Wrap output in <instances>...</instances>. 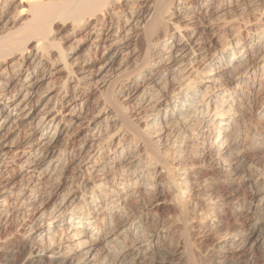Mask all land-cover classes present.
I'll list each match as a JSON object with an SVG mask.
<instances>
[{
  "label": "bare ground",
  "instance_id": "obj_1",
  "mask_svg": "<svg viewBox=\"0 0 264 264\" xmlns=\"http://www.w3.org/2000/svg\"><path fill=\"white\" fill-rule=\"evenodd\" d=\"M0 30L13 264L164 263L172 237L176 264H264L238 220L264 208V0H0Z\"/></svg>",
  "mask_w": 264,
  "mask_h": 264
},
{
  "label": "rangeland",
  "instance_id": "obj_2",
  "mask_svg": "<svg viewBox=\"0 0 264 264\" xmlns=\"http://www.w3.org/2000/svg\"><path fill=\"white\" fill-rule=\"evenodd\" d=\"M251 8V9H250ZM248 9L249 10H253L254 8H252V7H248ZM206 21H205V20ZM209 18H203L202 20H201V24H204V25H207L208 23L207 22H209V20H208ZM206 22V23H205ZM61 27V26H60ZM1 31V30H0ZM209 30H205V31H203L202 33V39H208L210 36H211V32L209 31ZM207 34H206V33ZM65 34V32H62L60 35H59V37L61 36V37H63V35ZM80 35H85V33L83 32L82 34H80ZM205 36H209L208 38L207 37H205ZM133 38H134V40H133ZM140 39L141 38H139V37H136L135 35L134 36H132V44H133V47H135L136 49H138V48H140L141 49V51H143V47H141V46H143L142 45V40H141V42H140ZM134 42H137V45L134 43ZM69 43H66L65 42V45L67 46ZM135 45V46H134ZM136 46H138V47H136ZM140 49H138V50H140ZM58 71V72H57ZM55 73V74H54ZM53 75V76H52ZM66 74H65V72H63V71H59V70H56V71H52V74L50 75V76H48V80L50 81L51 80V82H49L48 80V82H49V84H50V86L52 87V88H54L53 89V95L54 96H56V97H58V94H57V92H59L61 89L62 90H64V88H63V86H64V81H65V79H66V76H65ZM65 76V77H64ZM50 77V78H49ZM55 78V79H54ZM56 83V84H55ZM86 86V87H85ZM84 86V88L87 90H85V92H84V96H83V98L85 99V100H90L89 102H90V108L92 109V110H94L95 108H96V103H97V101L99 102V101H102V99H104V95L103 96H101V97H98V95L100 96V93H98V92H101L100 90H99V88L98 89H96L97 87H95L94 85H90V86H88V85H85ZM88 86V87H87ZM95 88H94V87ZM57 90V91H56ZM98 90V91H97ZM90 91V92H89ZM92 92V93H91ZM88 93V94H87ZM96 93V94H95ZM98 93V94H97ZM93 94V95H92ZM87 95H88V97H87ZM90 96V97H89ZM95 96V98H93ZM97 98V99H96ZM100 99V100H99ZM94 101V102H93ZM96 102V103H95ZM62 103L64 104V102H62L61 100H60V98L58 99V104H60V108L62 107V109H61V111H62V114L64 113H67V112H69L70 111V108L68 109V108H66L65 106H67L66 104V102H65V104L64 105H62ZM94 103V104H93ZM94 106V107H93ZM65 107V108H64ZM66 111V112H65ZM65 140H67V138L65 139ZM244 193V191L243 190H240V194L242 195ZM259 214H261V215H259ZM259 215V216H258ZM254 216V217H253ZM258 216V217H257ZM248 217H250V218H248ZM261 217H262V219H261ZM245 218L247 219V222H246V220H245ZM254 220H253V219ZM238 220H239V222H240V224H241V222L242 223H246V224H250V225H254L256 222H258V223H263L264 222V208H261V209H259L258 211H256V213L255 212H253L252 214L250 213V214H244L242 217H239L238 218ZM252 221V222H251ZM263 221V222H262ZM251 222V223H250ZM253 223V224H252ZM158 224V225H157ZM159 224H161V226L163 225V221H160V222H158V223H155V224H152L149 228V232L150 233H154V231L155 232H157L158 231V229H160V225ZM165 224V223H164ZM17 225V224H16ZM159 226V227H158ZM11 226H8L7 228L6 227H2L1 228V232H0V247H1V250H3V254L4 255H6V254H8V256L7 257H4L3 259H4V264H13V263H15V262H17L18 261V258H17V254H16V252L18 251V248L16 247V236H17V238L18 237H20V236H18L17 235V233H16V231H15V224L12 226L13 228H10ZM155 227V228H154ZM157 227V228H156ZM4 228V229H3ZM15 228V229H14ZM3 229V230H2ZM7 229V230H6ZM11 229H12V231H11ZM154 229V230H153ZM157 231H156V230ZM14 230V231H13ZM5 232L8 234V235H6L5 234ZM11 232V233H10ZM14 232V233H13ZM9 233L11 234L10 236H9ZM20 234V233H19ZM15 237H14V236ZM15 240H14V239ZM3 239V240H2ZM7 239H8V241H7ZM10 239V240H9ZM6 240V241H5ZM175 240H177V238L175 239V237H174V239H173V237H172V239H170V240H168V241H166V242H161V243H159V244H156V245H160V244H163V246H162V249L166 252V256H165V262L163 263V262H161L160 261V259L158 260V258H154V261H153V258H148V259H145V260H143V261H141V263L140 262H138L137 264H176L177 262H176V260L178 259V251H177V248H178V241H175ZM3 242V243H2ZM172 242H173V244H172ZM175 242V243H174ZM7 243H8V245H7ZM12 245H11V244ZM169 245H168V244ZM3 245H5V246H3ZM172 245V246H171ZM4 248H3V247ZM7 246V247H6ZM11 248H10V247ZM177 246V247H176ZM13 247V248H12ZM8 248V249H7ZM171 248V249H170ZM12 249V250H11ZM7 250V251H6ZM17 250V251H16ZM16 251V252H15ZM5 252V253H4ZM168 252V253H167ZM11 255H10V254ZM13 254H15L14 256H13ZM16 256V257H15ZM157 257V256H156ZM172 259V260H171ZM14 260V261H13ZM255 262L258 264L259 262H260V258H256V260H255Z\"/></svg>",
  "mask_w": 264,
  "mask_h": 264
}]
</instances>
